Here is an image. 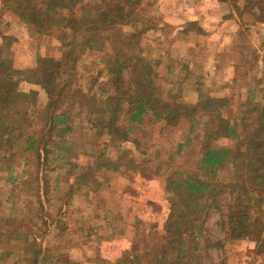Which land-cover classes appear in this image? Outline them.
Here are the masks:
<instances>
[{
  "label": "trees",
  "instance_id": "1",
  "mask_svg": "<svg viewBox=\"0 0 264 264\" xmlns=\"http://www.w3.org/2000/svg\"><path fill=\"white\" fill-rule=\"evenodd\" d=\"M244 1V9L237 11L260 18L264 0ZM152 3L1 0L0 37L7 46L14 39L2 33L1 22L10 14L31 33L56 38L62 49L60 59L39 57L37 67L27 69L17 68L11 53L0 52V189L12 187L4 198L7 213L0 218L15 224L11 240L21 246L5 252L19 254L15 264H81L67 254L50 256L45 243L50 235L60 236L62 229L71 235L78 232L70 230L65 219L74 196L83 195L92 206V194L104 187L103 174L143 171V164L153 160L148 126L178 120L188 121L189 127L185 141L169 151L171 156L163 162L167 165H162L169 209L160 239H146L141 245L137 235L121 256L97 259L96 264H203L212 249L242 238L256 242L264 256V102L249 89L236 105L228 96L199 91L194 101H187L184 94L168 90L160 60L148 56L143 43L144 33L153 28ZM260 40L264 51V30ZM89 52L95 61L90 67L81 63ZM168 63L166 76L171 78L177 61ZM95 67L97 73L86 88L83 70ZM23 82L38 84L48 102L40 104L37 95L22 90ZM80 119L106 137L87 165L72 158L71 140ZM193 134L203 142L194 157ZM134 151L143 161L132 156ZM18 187L24 193L16 192ZM26 192L35 199H17ZM53 203L59 205L51 210ZM212 211L226 219V240L214 241L209 234L206 220ZM20 212L29 214L36 226L24 228Z\"/></svg>",
  "mask_w": 264,
  "mask_h": 264
},
{
  "label": "rangeland",
  "instance_id": "2",
  "mask_svg": "<svg viewBox=\"0 0 264 264\" xmlns=\"http://www.w3.org/2000/svg\"><path fill=\"white\" fill-rule=\"evenodd\" d=\"M152 4L149 17L153 28L143 35L146 53L148 56L160 60L159 70L166 88L184 94L187 101H194L199 91L207 93L208 88L205 82L208 77L202 74L204 73L203 67L198 64L202 53H198V55L196 53L198 52L197 49L183 48L185 46L183 43L176 46L174 39L178 37L179 33L173 27L164 24L166 15L160 0H153ZM260 16V19L264 21V13H260ZM244 28L249 29L245 25ZM196 30L195 26L191 27L190 31L195 32ZM246 32L244 35H239L236 41L225 43L224 45H228L229 48L221 51V53L224 51L227 57H230L231 54L229 53L233 52L242 60L239 67V70L241 69L240 80L236 85L235 93H232L234 105L238 103L240 97L242 99L246 98L248 89L255 93L256 100L261 103L264 102V51L261 50L260 31L255 28L252 32L249 30ZM33 37H37L34 42L36 48L43 51L42 57L61 58V44L56 38H41L35 35ZM7 42L5 39V46H7ZM200 42L199 45L197 43V47L203 45L208 47L209 42H203L202 40ZM216 44L214 43V47H216ZM5 46H2L3 51L11 53L10 46ZM240 51L242 54L239 53ZM172 54L181 57V60L176 63L177 70L181 71L176 72L173 77L169 78L166 76V65L164 63H168L170 59H167V56ZM88 55V59L84 60L83 58L81 63L84 64V61H86L90 67L95 61L92 52H89ZM203 62L204 60L199 63ZM187 66L194 69V72L188 71ZM201 68L202 73H200ZM90 69L91 71L83 70L85 80L83 78L82 81L86 88L91 85L90 80L97 73V67ZM260 79L263 82H260ZM241 92L242 96L240 95ZM31 93L38 96L40 104H45V96H40L37 91ZM81 120L77 122L78 124L75 127V138L71 140L75 147H72L71 151L75 163L87 165L94 151L102 146L106 137L100 136L95 130L87 128ZM188 127L189 123L186 120L172 121L171 123L159 121L149 125L148 129L153 136L152 142L154 143L149 153V157L153 159L152 162L143 164L144 170L141 172L122 170L115 174H103L101 179L105 186L99 192L92 194V206L88 207L87 200L83 195H75L65 219L68 218L71 223L70 230H79L76 233L74 231L71 235L67 230L62 229L60 230V236H48L45 242L48 246V254L54 256L63 253L81 264H96L97 259H113L116 251L122 252L124 247L133 246L132 242L137 235L138 243L141 245L146 239L150 242L158 241L169 209V202L164 191L167 172H165V167L162 165H167L163 162L171 156L168 155L169 151L177 149V144L185 141ZM196 135H192L194 138L193 157L196 156L199 147L203 143L198 138L202 136V132H198V137ZM221 142L235 144V141L230 139H222ZM114 153L113 149L112 154ZM132 156L136 160L143 161L142 159H144V156H141L138 151H134ZM175 158L182 157L177 156ZM159 166H162V171L152 174ZM11 189V186L0 189V200H2L0 217L7 213L5 207H8V204L4 203V198L8 196ZM16 192L24 193L21 187H18ZM17 199L33 201L35 197L26 192L24 196L21 195ZM58 205V203H53L51 210L56 209ZM32 207L33 211H38V207L31 205ZM17 216L23 221L24 228L36 226L35 221L31 222L29 214L23 215L20 212ZM225 221L222 212H210L206 225L214 241L216 239L226 240L227 227ZM14 228V223L5 222L0 218V264H15L18 259L19 254L8 255L5 253L13 247L21 246L20 243L16 244L11 240ZM89 232L91 233L90 236H88ZM222 262L225 264H264V256L258 253L254 241L246 238L226 240L225 248L212 249L211 256L205 257L202 261L203 264H221Z\"/></svg>",
  "mask_w": 264,
  "mask_h": 264
},
{
  "label": "crops",
  "instance_id": "3",
  "mask_svg": "<svg viewBox=\"0 0 264 264\" xmlns=\"http://www.w3.org/2000/svg\"><path fill=\"white\" fill-rule=\"evenodd\" d=\"M160 4H162V9L166 15L164 24L173 27L179 33L178 37L174 39L176 46L183 43L185 45L183 48L197 49V54L202 53L198 64H201L204 70V73H202L201 68L200 73L208 77V80H205L208 87L207 93L214 97H232L240 80L241 69L239 70V67L242 60L233 52L229 53L231 54L230 57H227L224 51L222 53L221 51L229 48L228 45H224L225 43L236 41L239 35L246 34L248 30L252 32L253 29L257 28L261 37L264 30V21L259 17H255L251 12H244L241 15L237 11V8L244 9V0H239L236 3L232 0H160ZM244 25L249 29L244 28ZM195 26L196 33L191 32V27ZM1 31L8 37H14V42L10 46L14 65L20 69L36 68L38 58L43 56V51H39L35 46L34 40L37 37L33 36L37 35L31 33L20 20L10 14L4 15L1 22ZM4 40L0 37V52H4V48H2V46H5ZM201 40L209 42L208 47H205V45L197 47V43L199 45ZM214 43H217L216 47H214ZM239 53L242 54L241 51ZM167 59L180 61L181 57L172 54L168 55ZM202 60L204 62L199 63ZM164 64L166 65L167 74V64L169 63ZM187 68L188 71L194 72V69L189 66ZM177 69L176 67L172 72L181 71ZM21 89L30 93L37 91L40 96L46 97L45 104L48 102L46 92L38 84L23 82ZM127 247H124L123 250ZM122 252L116 251L113 259L121 256Z\"/></svg>",
  "mask_w": 264,
  "mask_h": 264
}]
</instances>
